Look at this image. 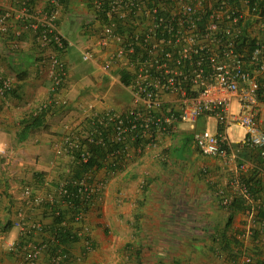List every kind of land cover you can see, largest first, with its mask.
<instances>
[{"label":"crops","instance_id":"obj_1","mask_svg":"<svg viewBox=\"0 0 264 264\" xmlns=\"http://www.w3.org/2000/svg\"><path fill=\"white\" fill-rule=\"evenodd\" d=\"M48 2L29 0L31 9L41 13L48 9ZM93 2L61 0L58 28L70 46L60 56L67 67L68 80L70 67L76 64L70 49L78 48L82 54L89 51L98 57L92 61L93 67L103 72L108 87L115 83L129 91V87L121 83L123 75L128 84L131 79L129 68L123 62L108 71L102 68L117 45L115 42L107 47L100 45L104 24ZM1 9H10L13 24L17 23L18 7L11 0H0ZM239 10L246 12V7L240 3ZM10 42L0 35V75L14 82V96H7L0 104V148L3 149L0 157L10 152L6 161L9 165L0 167V264H18V258L7 249L8 244L19 238L13 225L17 211L25 209L32 221L40 222L45 228L53 225L52 216L41 208H31L24 201L18 204L14 199L12 185H17L22 170L30 177L22 181L20 187L29 186L33 189L31 192L40 195H54L55 185L67 167L58 165L60 162L54 155L59 130L49 135L52 140L45 141L42 137L50 121L58 122L57 105L47 109L38 129H25L30 123V112L53 95L47 74V60L54 54L53 49L38 48L32 33L14 41V45L18 43L16 49ZM12 53L21 59L24 76L20 80L9 66L11 60L7 57ZM258 77L263 80L264 74L259 73ZM66 93L63 89L56 96L62 100ZM98 103L103 102L84 103L87 115L129 108L115 110L97 107ZM258 108L257 121L264 130V99L259 101ZM238 110L234 102L231 111ZM50 129L56 132V127ZM219 130L213 115H202L192 122L178 123L157 148L132 155L118 170L93 171L90 180L101 184V189L85 214L91 246L85 252L81 240L68 244L70 254L81 257L79 262L70 264H243L240 259L230 262L229 256L236 250L234 241L243 243L245 256L252 257L251 253L256 252L253 257L258 264H264V227L246 213L231 209V202L237 196V184L247 175L261 181L262 189L256 198L264 207V157L258 149H237L245 139V131L238 124H230L225 129L229 138L225 157L201 154L193 142V134H217ZM221 193L229 199L227 206L221 202ZM20 194L22 196V190ZM254 232L256 239L252 236ZM20 238L40 241L42 237L30 233Z\"/></svg>","mask_w":264,"mask_h":264},{"label":"built area","instance_id":"obj_2","mask_svg":"<svg viewBox=\"0 0 264 264\" xmlns=\"http://www.w3.org/2000/svg\"><path fill=\"white\" fill-rule=\"evenodd\" d=\"M11 2L18 7L17 23L13 24L10 9H1L0 35L7 37L14 49L18 45L14 41L32 33L38 48H52L54 52L47 60L53 95L30 112L37 116L53 105H64L56 95L68 80L67 67L60 55L70 43L58 28L61 2L49 0L48 9L42 13L31 9L29 0ZM240 2L246 12L239 10V6H230L229 0H94L96 12L106 21L100 45L107 47L110 42L117 45L102 68L108 71L118 62L129 68L132 105L124 111L91 112L77 126L66 128L60 133L55 150L58 161L68 160L72 166L87 164L95 158L91 148L99 147L105 153L98 161L100 169L116 170L132 155L157 148L178 123L192 122L207 114L216 118L220 130L217 134H193V142L201 154L225 157L229 147L225 129L238 124L245 131V139L237 149H258L264 157V130L257 121L259 101L264 99V78L258 77L259 73L264 74V5L248 7L245 0ZM121 26L125 27L120 32ZM243 31L247 40L255 41L248 54L237 47ZM97 58L93 52L82 54L85 62ZM13 89V80L0 75V104ZM234 102L238 112L231 111ZM70 170L69 166L65 168L66 173ZM93 171L96 169L84 171L78 179L58 181L54 195H33L28 188L23 190L31 208L59 209L48 212L50 216H59L66 208L74 211L66 214L61 226L76 233L85 252L91 241L84 222L87 212L82 208H90L101 189V184L90 180ZM67 185L77 192L68 190ZM236 188L235 195L246 205L256 204L245 184H237ZM221 195L222 204L227 206L229 199ZM74 197L79 206L74 205ZM246 214L254 219L253 207ZM13 225L19 238L8 244L7 249L18 258V264L80 261L81 257L71 255L64 246L53 245L55 249L49 252L47 240L57 242L52 235L40 241L21 239L30 233L40 234L44 228L25 212L17 211ZM241 260L251 262L249 256Z\"/></svg>","mask_w":264,"mask_h":264},{"label":"trees","instance_id":"obj_3","mask_svg":"<svg viewBox=\"0 0 264 264\" xmlns=\"http://www.w3.org/2000/svg\"><path fill=\"white\" fill-rule=\"evenodd\" d=\"M60 2H61V0H60ZM245 2H246L245 5L248 7H252L254 5H256L258 7H262L264 5V0H245ZM240 3H241L240 0H229V5L232 7H238ZM99 16L101 17L100 20H101L102 24H105L106 21H105L103 15L99 14ZM126 23H128V22H126ZM124 27L125 26H121L119 31L121 32L122 29H124ZM238 41L239 42L237 44V47L239 49H242L245 54H248L252 50L253 46L255 45L254 40L250 41V40L246 39V32L245 31H243L241 39ZM7 59L11 60L9 62V66H10L11 70H13L14 72H16L18 74L17 78L19 80L22 79V76H24V72L21 71V68H20L22 65V64H20L21 59L18 58L17 56L15 57V55H13V53H12V55H9L7 57ZM121 83L124 86H128V81H127V78L125 75L122 76ZM7 96H14L13 90L11 92H9L7 94ZM48 110L46 109L45 111H42L37 116L31 115L30 123H28L25 126V129H27V130L28 129L29 130L38 129L42 125L43 118H44L45 114L48 112ZM91 151H94V153H95L94 157L95 158H93L87 164H77V165L75 164V166H71V170L69 173H66L65 169H64V171L62 172L63 174H62V177L60 178V180L78 179L83 174L84 171L86 172L92 168H95L96 170L100 169L102 167V165L98 161H100L103 158L105 153L99 147L91 148ZM77 158H78V156H77ZM61 163H64V162H61ZM109 170L110 171H116L118 169L115 170L112 168ZM36 176H39V174H36ZM250 176L251 175H247L246 177L241 178L240 181H241V183L246 185L248 191L250 192V194L253 197V200H254V202H256V204L253 206L252 205H246L244 203V200L241 197L236 196L233 198V200L231 202V209H234L237 212L247 213V211L251 210V207H253V209L255 210V217H254L255 222L261 224V226L264 227V207L258 203L257 198H256V195L262 189V187H260L261 181L256 179L255 177H250ZM39 182H41V180H39ZM56 185H57V183H56ZM66 187L71 192H74V193L77 192L76 188H73L69 185H67ZM32 194L34 195L33 192H32ZM72 200H73L74 205L79 206V204L77 203L78 202L77 198L74 197V198H72ZM41 209L43 211H45V213H48V212L54 213L56 210H59V209L54 208V211H53L48 207L47 208L41 207ZM88 209L89 208H87V207L82 208V210H84V212H87ZM73 212L74 211H71V209L69 210L66 208V210L61 211V213H59V216L52 215L53 225L51 228H45L43 226L44 227L43 232L40 233V236L42 237L41 239L45 240L46 239L45 236H47L49 234V235H52L57 240L56 243L50 242L51 239L47 240L49 252L55 249L54 248L55 245L64 246L67 249L68 244L76 243V242L80 241L79 237L76 235V233L70 232V229H68L67 227L61 226L62 220H64L63 218L66 217V214L73 213ZM48 214H50V213H48ZM252 236H253V239H256V233L255 232L253 233ZM233 245L236 247V250L233 254L230 252L231 254L229 256V259H230L231 263H236L239 259L241 260L243 257H246V256L244 255L245 253H244L243 243H241L240 241L239 242L234 241ZM251 254H252V257L249 256L251 259V262L243 263V264H258L256 259L253 257V254L255 256L256 252H254V253L252 252Z\"/></svg>","mask_w":264,"mask_h":264},{"label":"rangeland","instance_id":"obj_4","mask_svg":"<svg viewBox=\"0 0 264 264\" xmlns=\"http://www.w3.org/2000/svg\"><path fill=\"white\" fill-rule=\"evenodd\" d=\"M70 53H72V59H75L74 61L76 64L70 67V70L72 72L70 74L69 80H67L65 86L62 88V90L65 89L68 93H66V96L62 97L64 105L57 106L56 108L58 109V113L56 115V117L59 118L58 122L54 123V120L50 121L49 129L45 133H42V137L45 141L52 140L49 137L50 134L57 133L58 130L59 134L63 133L66 128H72L81 123L85 118L84 116L87 115V106H84L85 102L94 100H98V102L102 101L103 103H98L96 104V106L109 107L115 110L126 108L127 106L130 107L132 105L131 95L128 89L126 90L125 88H122V86L115 83L111 84V87H108L105 79L103 78V72L99 69L95 70L92 61H82V53L78 48H71ZM88 67H92V69ZM89 70H91L89 74L90 77L87 78V72H89ZM52 127H56V132L51 131L50 128ZM9 153L5 152L4 156L0 157V167L4 165L6 166V161ZM56 160H58L57 157ZM61 162H63L62 159L60 163ZM69 162L70 161L68 160H64V163L62 164L69 166L71 169L72 164H70ZM7 165H9V163ZM31 165L27 164L28 167H30ZM24 172L25 170H22V174L17 180V185H12V190L15 197L14 199L18 204L20 202L22 203L23 201L24 203L26 202V197L23 195V190L25 188H28L30 191L33 190L29 186H25L23 188L20 187L22 181H25L30 177L29 173L25 174ZM21 190L22 196L20 194ZM33 193L39 194V192ZM21 211H23V209H21ZM23 212H25V209Z\"/></svg>","mask_w":264,"mask_h":264}]
</instances>
